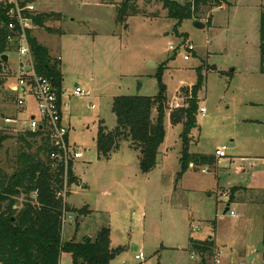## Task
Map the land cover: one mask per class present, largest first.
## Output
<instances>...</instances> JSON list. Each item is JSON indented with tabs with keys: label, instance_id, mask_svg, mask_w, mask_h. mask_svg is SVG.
<instances>
[{
	"label": "rangeland",
	"instance_id": "374dc122",
	"mask_svg": "<svg viewBox=\"0 0 264 264\" xmlns=\"http://www.w3.org/2000/svg\"><path fill=\"white\" fill-rule=\"evenodd\" d=\"M25 1L35 5V14L53 16L46 23L53 31L36 28L33 36L50 48L53 59L61 57L69 142L84 154L73 162L77 181L70 184L68 175L63 184L67 196L59 198L70 209L92 212L87 216L63 212L61 245L88 237L95 241L97 233L108 227L111 247L122 249L110 264H200L197 254L191 259L189 239L213 237L220 264H260L264 255V74L259 48L264 0H226L224 7L203 9L198 21L182 22L177 31V21L167 17L162 3L135 0L141 13L118 23L117 7L124 0ZM173 1L185 5L192 0ZM196 22L205 28L198 29ZM185 44L194 51L185 50ZM5 55L10 59L7 68L15 71L18 55ZM199 70L204 84L195 95ZM3 80L0 123L16 113L15 98ZM160 83L166 87L168 104L157 166L142 172L141 152L129 142H122L108 158L99 157L100 124L109 132L117 125L115 100L155 97ZM77 86L88 95L72 96ZM194 101L207 112H198V127L186 138L190 153L215 155L226 147L227 157L218 159L214 169L190 170L178 179L184 128L172 125L169 105ZM32 102L28 100L30 108ZM18 136L9 135L0 147V169L7 174L12 173L22 148ZM237 188L244 192L235 195ZM231 194L249 204H231L235 218L230 212L224 214ZM246 252L254 257L246 260ZM139 253L145 255L143 261L136 260ZM207 258L206 264H216V256ZM61 264H72L66 252Z\"/></svg>",
	"mask_w": 264,
	"mask_h": 264
},
{
	"label": "trees",
	"instance_id": "16d2710c",
	"mask_svg": "<svg viewBox=\"0 0 264 264\" xmlns=\"http://www.w3.org/2000/svg\"><path fill=\"white\" fill-rule=\"evenodd\" d=\"M162 3L169 19L177 21L175 31L186 20H200L203 9L224 7L226 0H192L181 5L173 0H146L148 5ZM135 0H124L117 7V21L123 23L130 16H137L141 12ZM10 6L0 4V55L8 54L12 47L8 45L7 12ZM53 16L37 15L33 17L36 26L52 32L46 26ZM60 18V16H57ZM211 22V18L209 19ZM30 45L34 58L36 72L49 78L59 91H62V73L59 68L61 60L53 59L49 50L41 45L30 34ZM260 73L264 74V8L260 19ZM165 68H162L163 72ZM0 62V84L3 83ZM204 75L199 70L198 82L194 86V94L202 90ZM168 99L166 87L160 83V90L155 97L125 96L115 100L113 113L116 117V127L107 131L100 124L96 146L99 157L108 158L120 148L122 142H129L133 149H139V160L142 172L149 173L157 166V158L165 138V126L161 124L160 115L165 114ZM157 113L154 118V113ZM198 104L194 101L186 108L171 113V123L182 125L183 153L180 160L181 171L178 179L190 170L200 168L214 169L218 159L215 155L191 154L187 137L198 127ZM2 143L9 136L0 135ZM18 143L22 146L16 157L11 174L0 169V264H60L62 253L71 256L72 264H110L122 249L111 247L110 228H102L95 241L87 242L85 238L80 243L61 245L63 212H76L78 215H89V209L73 210L58 197L63 190L65 168L54 165L50 155L53 151L49 140L41 132L26 133L18 136ZM73 165L68 168L70 184L77 181ZM36 196V200L35 197ZM229 203H240L241 198L230 195ZM20 200H22L20 204ZM244 202V201H243ZM79 217V216H78ZM190 249L198 254L206 264V258L215 256L216 244L213 239L203 242L191 240ZM207 258V259H208Z\"/></svg>",
	"mask_w": 264,
	"mask_h": 264
},
{
	"label": "built area",
	"instance_id": "2783aa9c",
	"mask_svg": "<svg viewBox=\"0 0 264 264\" xmlns=\"http://www.w3.org/2000/svg\"><path fill=\"white\" fill-rule=\"evenodd\" d=\"M0 4L10 6L7 12L9 18L7 42L13 48L11 52H15L18 55L17 64H19L15 71H11V68H7L9 61L7 63L4 62L2 60L4 55H0L1 76L7 81L6 84L10 95L15 98L13 106L16 112L13 117L3 118L2 123H0V134L16 136L41 132L53 147L50 158L54 165L59 164L65 168V182L69 175L68 168L70 165H73L74 161L82 159L84 154L76 146H71L69 142V125L66 123L64 115V110L68 105L63 101L62 95L60 96L54 83L49 78L38 74L35 69L30 45V34L33 36V30L40 28L35 25L33 20V17L37 16L35 14V5L25 0H1ZM183 47L189 52L194 51L191 44H185ZM170 50L173 51L174 48L171 46ZM189 57L188 54H185L184 59L189 60ZM87 95L88 93L79 86L72 93V96L80 98ZM28 100L33 101L36 110L35 114L29 112ZM186 107L187 104L170 103L169 111L171 114ZM199 111L202 115L207 112L205 107H201ZM27 115H29V119H25ZM226 150V147L218 149L215 157L217 159L227 157ZM206 171V169H203V173ZM66 196L67 190L63 188L58 193V197ZM229 212L233 218L236 217L234 210L230 209ZM220 254L219 252L215 255L216 264H220L218 259ZM194 258L195 253H192V259ZM144 259L145 255L143 253L136 255V260L143 261Z\"/></svg>",
	"mask_w": 264,
	"mask_h": 264
},
{
	"label": "crops",
	"instance_id": "0c3cea01",
	"mask_svg": "<svg viewBox=\"0 0 264 264\" xmlns=\"http://www.w3.org/2000/svg\"><path fill=\"white\" fill-rule=\"evenodd\" d=\"M35 37V36H34ZM36 39L38 40V42L41 44V45H43L44 47H46L48 50H49V52H50V55H51V51H50V48L47 46V45H44L42 42H41V40L36 36ZM52 56V55H51ZM61 58V57H60ZM61 60V59H60ZM62 98H63V101L65 102V95L63 94L62 95ZM33 103V102H32ZM32 103H31V106H32ZM14 107V106H13ZM33 107H34V105H33ZM33 107H31L32 109H33ZM31 108H30V110H31ZM35 108V107H34ZM15 109V108H14ZM35 114V112H31V114ZM64 115L65 116H68V115H66V110H64ZM190 170H192V168L194 167H192V164L190 165ZM190 170L186 173V174H189V172H190ZM83 186H84V184H83ZM258 188V187H257ZM257 188H255V187H250V188H247L248 190H257ZM238 189V188H237ZM241 191H243V189H238V191H236L234 194L235 195H239V193L241 192ZM246 191V190H245ZM244 192V191H243ZM237 197V196H236ZM238 199H239V197H237ZM240 200V199H239ZM232 204V203H231ZM230 203H228L227 204V206L228 205H231ZM234 204V203H233ZM237 204H239V205H246V206H249V204H247V203H245V201L243 202L242 201V203H237ZM208 239H213V237H209ZM191 240H195V241H201V242H203V241H205V240H197V239H193V238H190L189 239V251L191 252V259H192V253H195V252H192V250L190 249V245H191ZM214 240V239H213ZM215 241V244H216V253H219L218 251H219V248H218V245H217V241L216 240H214ZM236 248H239L238 246H235V249ZM198 255V254H197ZM195 256H196V253H195ZM199 256V255H198ZM200 257V256H199ZM250 257H254V255L253 254H249V252H246V255H245V258H246V260H248ZM262 262H264V255H262ZM201 258V257H200ZM231 259L233 260V257H231ZM257 260V259H256ZM255 261V260H254ZM254 261H253V263H254ZM201 262H202V259H201ZM200 262V263H201ZM262 262H260V264H263ZM230 263V262H229Z\"/></svg>",
	"mask_w": 264,
	"mask_h": 264
},
{
	"label": "water",
	"instance_id": "95a60500",
	"mask_svg": "<svg viewBox=\"0 0 264 264\" xmlns=\"http://www.w3.org/2000/svg\"><path fill=\"white\" fill-rule=\"evenodd\" d=\"M195 26H196L198 29H204V28H205V25H204V23H202V22H196ZM2 60H3L4 62L7 63V62L9 61V58H8L7 55H4V56L2 57ZM164 116H165L164 114H161V115H160V121H161V124H162L163 126H164ZM1 145H2V139L0 138V147H1ZM229 211H230V205L227 206V208H226L224 214H227ZM86 241H87V242H90V241H91V238L88 237V238L86 239Z\"/></svg>",
	"mask_w": 264,
	"mask_h": 264
}]
</instances>
